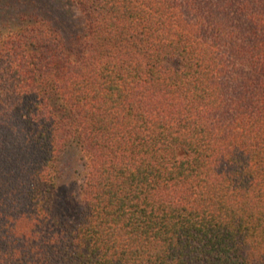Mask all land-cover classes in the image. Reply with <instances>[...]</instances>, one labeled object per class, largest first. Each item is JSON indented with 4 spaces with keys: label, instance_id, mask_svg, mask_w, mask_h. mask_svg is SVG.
Segmentation results:
<instances>
[{
    "label": "trees",
    "instance_id": "16d2710c",
    "mask_svg": "<svg viewBox=\"0 0 264 264\" xmlns=\"http://www.w3.org/2000/svg\"><path fill=\"white\" fill-rule=\"evenodd\" d=\"M71 1L0 38V264H264V0Z\"/></svg>",
    "mask_w": 264,
    "mask_h": 264
},
{
    "label": "rangeland",
    "instance_id": "374dc122",
    "mask_svg": "<svg viewBox=\"0 0 264 264\" xmlns=\"http://www.w3.org/2000/svg\"><path fill=\"white\" fill-rule=\"evenodd\" d=\"M40 17L51 21L64 35L80 33L86 20L71 0H0V38ZM86 169V160L76 143L70 144L57 162L52 203L68 222L76 220L83 209Z\"/></svg>",
    "mask_w": 264,
    "mask_h": 264
}]
</instances>
